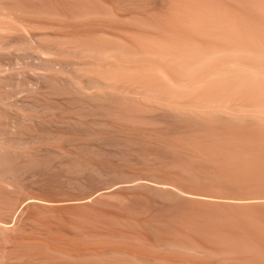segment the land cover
<instances>
[{
    "label": "bare ground",
    "instance_id": "1",
    "mask_svg": "<svg viewBox=\"0 0 264 264\" xmlns=\"http://www.w3.org/2000/svg\"><path fill=\"white\" fill-rule=\"evenodd\" d=\"M0 264H264V0H0Z\"/></svg>",
    "mask_w": 264,
    "mask_h": 264
}]
</instances>
